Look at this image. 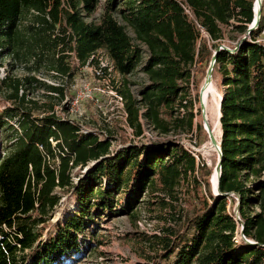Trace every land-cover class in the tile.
Returning a JSON list of instances; mask_svg holds the SVG:
<instances>
[{"label": "trees", "instance_id": "obj_1", "mask_svg": "<svg viewBox=\"0 0 264 264\" xmlns=\"http://www.w3.org/2000/svg\"><path fill=\"white\" fill-rule=\"evenodd\" d=\"M101 2L0 0V264H73L83 257L84 247L104 243L100 237L90 242L85 233L93 209L114 211L117 202L130 200L134 208L150 188L175 191L185 176L206 168L171 141L128 142L113 152L111 136L82 131L80 123L57 113L54 100L62 103L69 90L63 82L43 79H72L73 58L80 66L99 64L96 54L104 50L123 78L137 69L143 49L127 26L149 51L142 69L149 82L140 99L118 87L137 135L143 133L142 118L162 133L193 129V98L190 90L182 95L191 72H200L195 84L199 99L216 51L213 74L224 88L221 195L204 182L207 195H199L192 213L178 216L185 219L183 226L166 228L158 237L163 247L159 258L165 264H264L263 7L258 27L248 35L255 0H106L95 19ZM198 25L209 38L202 37ZM231 25L247 36L235 49L219 50L223 27ZM19 69L24 75L16 73ZM164 107H174L173 121L163 118ZM181 107L185 114L176 115ZM77 168L87 170L73 175ZM74 176L79 177L76 183ZM124 190L129 194L121 201ZM60 191L72 194L78 207L63 222L53 223ZM239 198L238 221L229 201L236 205ZM242 223L244 237L236 240Z\"/></svg>", "mask_w": 264, "mask_h": 264}, {"label": "rangeland", "instance_id": "obj_2", "mask_svg": "<svg viewBox=\"0 0 264 264\" xmlns=\"http://www.w3.org/2000/svg\"><path fill=\"white\" fill-rule=\"evenodd\" d=\"M105 3L106 0H102L101 5L93 18H100ZM262 7L264 9V0ZM120 21L122 24H125L122 19H120ZM127 30L133 38L134 43L139 44L142 47L144 55L137 69L127 77L120 78L117 71L113 69H107L106 71L103 70V74L101 73L98 75L96 72V70L99 69L98 64L92 63L86 66H80L76 63L75 58L72 59V63L76 68V74L72 79L64 78V80L61 81L52 77L46 78V76L44 77L41 74H37L40 78L44 77L43 80L47 83L57 85L59 82H63L64 85H66L67 90H69L66 93V98L62 103H58L57 100H54L57 113L59 115L69 116V118L80 123L85 129L101 134L102 138L106 135L111 136L113 152L120 150L122 145L127 144L130 141L124 127L125 120L122 117L121 109L117 106L116 98L113 93V91H115V86L118 85L122 87L123 90L126 87L129 88L135 97L140 99L141 91L149 82L148 76L142 70L147 61L149 51L146 45L140 43L136 39L135 33L129 26H127ZM245 36L247 35L240 33L232 25L224 26L223 36L218 43L219 46L232 50L238 46ZM202 37L209 38V35L207 32H204ZM210 43H212V41H210ZM97 58H100L103 62L109 64V58L105 51H101V54H99ZM4 63L5 66L1 68V75H5L8 60H4ZM204 66L205 63L198 64L199 69H203ZM16 73L18 75H24L25 71L19 69ZM201 76L202 74L198 72L194 77L195 83L193 87V95L195 96L196 101L192 99L194 97L191 95L192 106H190V109H192V112L195 115L193 127H196L197 130L198 143L196 145L201 149V157L205 162L206 168L198 171V174L196 175L189 176V178L187 177L188 175L185 176L176 187L175 191L153 192L150 188L141 198H139L140 203L134 208H130L129 203L132 202L130 200L126 202H117V210L114 211L108 209L104 213H100L93 209V223L88 221L89 227L85 233L87 234V239H90V242L94 243L97 238L100 237L103 238L104 243L98 246H90L88 249L87 246L84 247L85 251L82 254L83 257L77 262L72 260L74 261L73 264H154L157 260H159L160 264L166 263L164 259L161 257L159 258L158 256L163 250L162 242H160L158 237H163L166 228L183 226L185 219L183 218L182 220H179L180 218L178 216L180 214L189 215L192 213L194 208L193 205L199 203V195H203V193L204 195H207L208 188H206L204 182L206 185L207 183H210L209 186L212 185L210 179L215 172L218 163V152L210 143L211 139L208 129L210 127L218 138V141H221L222 131L221 124L218 125L216 104L219 95L222 96L224 88L222 87V81L218 74H213V88L210 89L208 94L209 109L208 113H206L207 120H205L203 116V111L205 110L200 104L203 93L198 99L195 88V84ZM205 79L206 77L200 83V92L202 86L204 88L206 84ZM118 80L119 82H117ZM183 85H187V80L184 79ZM188 85L189 87L187 91H184L182 97L188 95L189 90L192 92L191 80L190 83L188 81ZM39 91L41 92L37 95H42L44 90ZM77 100L78 102L75 103ZM67 105L68 109L65 108ZM1 109H3L2 104H0V110ZM69 110L70 112L68 113ZM173 111L174 107H164L162 109L163 118L167 121H173ZM142 123H145L143 124V128L147 133L154 134L150 131L144 120ZM133 127L135 128V126ZM145 141L146 140L143 137L139 139L137 143L143 145ZM132 143L134 144L135 142ZM92 165L93 162L90 163V166ZM86 170L87 169L85 168L80 170L77 168L74 170L73 175L77 172L82 174ZM78 179V176H74L75 183ZM197 180L203 187L202 189L199 188L200 190L196 189ZM194 184L195 187L193 186ZM210 189L211 191H216L213 185ZM125 190L118 196V199L121 201H123L129 194V191ZM59 194L61 195L62 200L55 214L51 218L53 223L63 222L67 215L72 213L78 207L77 200L72 194L62 193L61 191ZM136 196L137 192L132 196L133 201ZM229 204L236 206L232 200L229 201ZM47 230H50V226ZM73 259H77V257ZM69 261L67 262L68 264L70 263Z\"/></svg>", "mask_w": 264, "mask_h": 264}, {"label": "built area", "instance_id": "obj_3", "mask_svg": "<svg viewBox=\"0 0 264 264\" xmlns=\"http://www.w3.org/2000/svg\"><path fill=\"white\" fill-rule=\"evenodd\" d=\"M186 12L188 14H190L189 9H186ZM198 26L200 27L202 34L204 32H206L203 27H201L200 25H198ZM101 51H104V50H99L96 54V57H98V55L101 54ZM98 67H99V69L96 70L98 75H100L101 73L103 74V70L106 71L105 69H110V70L113 69V70L117 71L118 76L120 78L122 77L120 72L118 70H116L114 62L110 58H109V64H106L105 62H103L102 59H100ZM104 74H105V72H104ZM108 76H110V75H108ZM194 77H195L194 72H192V76H191L192 92H191V95L194 97L193 98L194 101H196L195 96L193 95ZM117 82H119V80ZM117 86L118 85L115 86V91H113V93H114V96L116 98L117 106L121 109L122 117L125 120L124 127H125V130L127 131L128 137L130 139L129 143L135 142L136 144H138L137 141L143 137L146 140L145 143H143V144H147V145H151V144L158 143V142H165V141L175 142L176 144L182 145L183 147H185L190 152V154L196 159L197 166H199L200 164L204 165V163H202L203 160L201 157L202 156L201 155L202 154L201 149H199L196 145L198 143L197 142L198 138H197V133H196L197 132L196 127H193V129L189 132H180V131L174 132V131H172L170 133H162L159 130L154 129L152 126L147 124L150 131H152L154 134L147 133L145 131V129L143 128V133L141 135H137L135 128L128 121V111H127L126 106H125V99H124L123 95H121L120 92L118 91V87H120V86H118V87ZM191 95L189 96V98L192 97ZM77 102H78V100L75 103H77ZM184 102L186 103L187 100H185ZM70 110L68 111V113L70 112ZM184 114H185V108L181 107L179 109V112H177L176 115L181 116ZM65 118H67L71 121H74L73 119L69 118V116H67V115H65ZM143 120L144 119L142 118V121ZM143 124H145V123H143ZM86 130L87 129L82 127V131H86ZM51 140L54 144H56V142L53 141V139H51ZM219 142H221V141H219ZM196 174H198V169L196 171ZM242 237H244V235L242 232V225H241L240 230L237 232L236 240H239Z\"/></svg>", "mask_w": 264, "mask_h": 264}, {"label": "water", "instance_id": "obj_4", "mask_svg": "<svg viewBox=\"0 0 264 264\" xmlns=\"http://www.w3.org/2000/svg\"><path fill=\"white\" fill-rule=\"evenodd\" d=\"M256 1L255 0V3H254V12H255V18H254V21L250 24L249 26V30H248V35L251 33L252 30L256 29L259 25V22L261 20V17H262V8H256ZM221 48H225V47H219V50ZM218 51L215 52V55L213 57V61L207 71V75H206V79H205V83H208V82H211L213 80V71H214V67H215V63H216V54H217ZM203 86L201 88V92H200V97L202 96V93H203ZM223 98V97H222ZM222 98H221V101H220V107H221V103H222ZM204 113V119L207 120V115L206 113L203 111ZM221 119V117H220ZM208 132H209V136H210V139L211 141L214 143V145L217 147L218 149V164H217V171H218V174H219V177H218V193L215 194V195H221V191H220V178H221V172H222V155H223V152H222V148H221V142L218 141V138L216 137V135L213 133V130L209 127L208 129ZM239 201L237 202L235 208H234V213L236 215V218L238 220H240V216H239V207H240V198L238 199ZM244 230V224L242 223V232ZM252 243V242H251Z\"/></svg>", "mask_w": 264, "mask_h": 264}, {"label": "bare ground", "instance_id": "obj_5", "mask_svg": "<svg viewBox=\"0 0 264 264\" xmlns=\"http://www.w3.org/2000/svg\"><path fill=\"white\" fill-rule=\"evenodd\" d=\"M262 4H263V0H257L256 1V8L258 9V8L262 7ZM212 81L205 84L204 91H203V96H202L201 103H200L201 107L205 110L204 111L205 113H208V109H209V95L208 94H209L210 89L213 88ZM221 98H222V96L219 95V98H218L217 104H216V112L218 114L217 115L218 116V118H217L218 119V125L221 124L220 123V117H221V114H222L221 113V107H220ZM203 116H204V113H203ZM210 143H211V145L213 147H215L217 149V147L214 145V143L212 141H210ZM217 152H218V149H217ZM218 177H219V174H218V171L216 169L215 172L212 174V177H211V183H212L213 187H214V184L216 183V187H214V189L216 191L213 190L214 191V195L218 193V188H217V186H218Z\"/></svg>", "mask_w": 264, "mask_h": 264}]
</instances>
